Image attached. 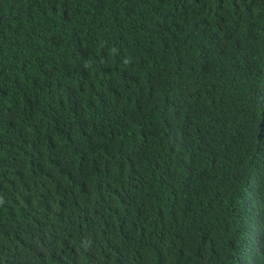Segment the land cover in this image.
I'll return each mask as SVG.
<instances>
[{
  "label": "trees",
  "instance_id": "obj_1",
  "mask_svg": "<svg viewBox=\"0 0 264 264\" xmlns=\"http://www.w3.org/2000/svg\"><path fill=\"white\" fill-rule=\"evenodd\" d=\"M0 264H264V0H0Z\"/></svg>",
  "mask_w": 264,
  "mask_h": 264
}]
</instances>
